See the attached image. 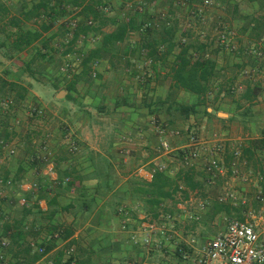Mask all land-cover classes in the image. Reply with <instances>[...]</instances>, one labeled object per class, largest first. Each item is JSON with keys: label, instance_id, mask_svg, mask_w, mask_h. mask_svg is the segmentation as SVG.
Returning <instances> with one entry per match:
<instances>
[{"label": "trees", "instance_id": "16d2710c", "mask_svg": "<svg viewBox=\"0 0 264 264\" xmlns=\"http://www.w3.org/2000/svg\"><path fill=\"white\" fill-rule=\"evenodd\" d=\"M108 1L110 0H0V51H4L1 56L7 61L21 62L23 66L21 70L31 73L32 63L44 59H48L50 63L54 53H57L59 56L56 66L58 78L52 87L59 89L58 84L60 83L63 85L62 89L67 92V96L60 101L70 100L69 93L77 94L76 84L80 78L86 74L89 75V71L102 61L106 60L111 68H115L119 63L128 69L132 60L141 61L140 58H142L147 63V70L142 68L143 71H140L139 75L133 68L130 72V75L138 78L139 84L146 88L147 84L158 78L169 77L171 80L163 99L152 101V99L145 98L141 101L148 108L153 106L149 113L153 115V120L155 119L154 126L161 130L162 128L168 130L165 122L171 124L176 119H196L195 108L204 104L206 97L224 74L220 73L210 56H204L206 52L210 55L209 46L211 47L215 40L213 34H207V42L196 37V43H192L187 36L188 31L179 32L174 15L175 11L182 6L181 1H183L187 9L186 18L190 21L195 19V22L200 24L196 6L200 5L202 0H159L160 3L157 5L159 8L150 7L149 9L146 6L147 3L141 1L137 3L134 14L131 12L127 18L122 19L117 18L115 14L109 16V10L104 11L109 5ZM248 1L257 2L259 7L264 9V0ZM215 2L222 9L220 3L217 0ZM111 13L113 14L112 11ZM229 14L232 17L236 16L237 9H233ZM240 17L248 20L243 27L244 30L247 29L248 55L253 60L264 59V55L256 57L250 51V43L255 44L262 38L264 16L259 19ZM31 21L35 27L25 28L27 22ZM132 33L138 36L136 43L128 40ZM60 40L61 45L58 42ZM50 42L54 45H49ZM22 55L27 57L26 60L22 59ZM148 74H150L149 77H147ZM228 76L233 78L230 73ZM94 77L98 79L100 75L93 72L92 78ZM223 85V89L221 87L220 90H223L226 96L234 91L232 84L224 83ZM257 91L256 87H247L239 93L240 98L250 102L257 95ZM180 92L193 95L196 102L187 104L178 101L177 97ZM27 95H29V84L1 77L0 116L3 115L5 119L12 117L16 105L23 102ZM4 100L10 103L3 105ZM77 102L80 103L76 99V105H78ZM122 103L129 105L127 99H123ZM99 110H102V107ZM42 111H44L42 108H33L30 115H41ZM160 113L165 114L164 123L158 118ZM7 120L2 122L4 128ZM187 129L196 128L188 125ZM8 133H5V138L10 136L11 132ZM44 137L41 138L43 144L46 141ZM74 144L76 148L79 146V143ZM74 144L68 146V151L72 153L70 156L53 154L48 158L49 151L44 148L45 146L42 147L45 151L43 157L36 150H29V152L26 150L27 155L33 159V163L38 160L44 166L52 161L55 163L53 169L57 173L55 184L57 194L47 199L45 193L51 184L44 177H40L29 192H23L25 202L21 206V217L19 220H13L11 224H4L1 228V233L5 235L2 239L5 238L9 242L5 248L0 250L3 256L9 257V263L35 264L46 255H48V261H44V264H96V261L97 264H139L142 262L179 264L183 262V254L184 252L189 253V249L182 243H174V248L171 250L169 246L173 245L174 238L168 236V232L165 235L155 234L157 242H152L149 247L142 243L140 234L137 235L136 242L131 240L130 234L139 231L142 222L156 220L160 213L170 214L175 218L174 225L179 224L181 216L173 208L178 202L186 200L190 193L202 187V182L200 183L195 178V166L199 161H194L191 166H185L183 159L186 149H176L166 155L170 156L171 161L156 164L151 168L150 181L133 176L125 182L126 189L122 192L121 189L113 190L114 182H111L109 177L110 163L99 155L97 158H102V164L96 163L91 155L85 153L82 156L90 158L95 163L90 167L92 168L91 175L95 176L94 179L97 181L96 193L100 197L103 191L105 194L111 193L104 207L107 206L112 211V216H117L119 219L117 220L120 221L119 229L123 227L122 232L125 235L118 241L115 240L116 233L103 231L100 226V216L96 215L91 221L96 227L84 230L87 236L75 237L73 235L77 227L83 226L88 218V204L84 202L79 204L78 214L74 215L75 217L80 215L81 220L78 219L71 226L61 227L51 223L60 213L59 211L68 212L73 207L71 205L61 207L57 199L63 198L65 192L82 178L75 173L72 166L69 168L60 165V162L73 160L74 150H77ZM262 145H264V139L251 140L249 145L243 148V155L255 161L254 152ZM160 165L164 166L162 170H159ZM37 167L40 168L41 165ZM201 169L208 179L210 174L206 173L203 168ZM3 180L0 181L1 185L9 186L12 191L19 192L18 182L13 178H3ZM126 196L132 201L128 203L129 205L121 203L127 199ZM42 199L48 202L45 211H42L38 205ZM165 202H171L173 206L168 208L164 205ZM29 215L39 216L43 223L47 221L45 228L32 222L29 226H25L26 229L21 228L23 218ZM140 215L144 218L139 219ZM43 230H45V235L40 241L38 240L39 242H28V238L36 240ZM61 242L64 244L59 246ZM39 249H42V252L39 253ZM3 252L6 254L4 255ZM158 254L160 257L167 256L168 258L166 260L157 259ZM186 264L193 263L188 260Z\"/></svg>", "mask_w": 264, "mask_h": 264}, {"label": "crops", "instance_id": "0c3cea01", "mask_svg": "<svg viewBox=\"0 0 264 264\" xmlns=\"http://www.w3.org/2000/svg\"><path fill=\"white\" fill-rule=\"evenodd\" d=\"M121 4L124 5V1L121 0ZM229 4L233 9H237V15L232 17L226 15L225 12L223 15L226 17L228 25L231 26L236 33V44L238 48L234 54H231L222 48H220V50L222 49V52H220L218 47H216L215 44H212L211 48H215L211 51L212 53L210 54V58L215 61L216 67L220 70V73H223L224 75L216 82L215 88L212 89L211 93L206 97L204 104L195 108L197 112V115L195 116L196 119H176L171 124H167L165 122V114H158L160 122H165V126H168L169 128L168 130L178 128L184 132L188 125H191L196 128L197 132L201 134V137L209 139L215 135L220 140H223L224 145L227 146L222 156L223 174L217 175L214 180H210V177L207 179V176L202 173V162L199 161L196 163L195 178L200 183L202 182V187L193 193H190L186 200L182 202L180 201V203L178 202L173 209L177 210L176 213L181 215L183 213H187L186 216H184V214L183 216L184 219H189L190 222L187 221L185 225L190 223L191 226L198 227L195 228L198 231L195 238L198 239H184L183 233L184 231H187L189 226L184 227L185 229L181 228L182 231L179 233L183 238L178 239L174 238L173 235H170L174 238L172 243L173 245L170 244L169 246L171 250L174 248V243L177 244V242L188 247L187 244L190 243L191 240H195V245H203L217 233L223 231L230 220L236 219L239 221L252 222L257 221L258 217L264 218V201L259 202L255 199L259 191L264 193V145L259 146V148L255 150V161H251L243 155V148L247 147L251 140L264 139V65L257 62L254 64L247 62L248 57L252 59V57L248 55L247 46L243 48L245 44L248 43L247 29H243L248 20L240 17L244 16L246 18L249 17L248 19H259L264 16V9L260 8L257 2H249L248 0H229ZM125 5L127 8L130 3L126 2ZM126 8L124 11H126ZM130 13L131 12H124L122 15L127 18ZM123 17L117 16L119 19H122ZM133 34L135 33H132L130 38H132ZM250 45L251 47L253 45L260 49L264 55V32L259 42H256L255 44L250 43ZM243 55L247 58L243 57ZM22 59H24L23 56ZM140 59L141 61L132 60L130 65V68H135L134 70L137 72V75H139L138 73H141V70L139 71V67H143V69L145 68L144 70H147V63L144 62L142 58ZM262 60L264 59L259 61ZM7 65L11 66L12 61H8ZM99 68L97 71H99L101 75V69L104 67L100 66ZM105 68L108 69L110 67L106 66ZM231 70H233V78H229L228 76ZM149 76L150 74L147 75V77ZM1 77L2 76L0 75V78ZM134 79L135 78H131V80ZM170 83V78L164 77V79L158 78L157 80L150 82L143 90H141L138 86V89L133 90V96L131 95V97H135V101L132 106L130 104L127 105L122 103L123 99H127L125 93L124 95H121V93L119 94L121 98H116V96L108 97V95H106L105 102L107 99H112V102L114 103V112L111 109L109 110L106 103H104L105 106H102V110H98L99 114L106 113L107 115H112L120 113V117L126 119V121H123V123H125L121 126L120 130L116 131V138L108 143L104 141V143L101 142L99 146L94 147L90 142H86V136L84 138V135L87 134L86 127L85 129L81 126L74 127V132L76 133V137L79 142V146H77L76 151L80 150L79 152H81V154L73 155L74 157L72 161H63L60 162V165L61 167L68 166L69 168L72 166V168L76 171L75 173L82 176V178L67 192H65V196L63 198L57 199L58 202H60L59 206L65 207L66 205H71L73 207L70 208L68 212L59 211L60 213L54 217L51 223L56 226L64 227L71 226L78 219L81 220L80 215H76L75 217L74 214L79 211V204L84 202L89 206V214H87L88 218L83 226L77 227L73 236H85L86 234L84 230L89 227H96L91 221L96 215H98L100 216V226L103 231L116 233L115 240L117 241L120 237H124L123 235L125 234L122 232V228L120 227L119 229V219L117 216H112V211H110L107 206L104 207L105 203L107 204L111 193L105 194V191H103L102 196H98L96 193L97 181L94 179L95 176L92 177L91 175L92 168L90 166L95 164L94 162L102 164V158H105L111 165L109 177L110 181L114 182L113 190L121 189L123 192V190L126 189L125 182L129 178L135 176L143 178L146 181H150V171L154 165L171 161L170 156L158 154L159 152L156 150V145L158 144L159 139L160 141L163 139L166 141L167 137L162 136L157 130L159 128L157 126L155 127L153 124L155 119L153 120V115L149 113V111L153 109V106L148 108L141 103V101L145 98L152 99V101L159 98L163 99L168 91ZM224 83L232 84V88L235 92H231V94L226 96L224 91L220 90L221 87L223 89ZM78 85L79 83L76 84V86ZM137 85L140 84L138 83ZM247 87L258 88L256 93L257 95L250 102L241 99L239 94ZM141 88H144V86H141ZM121 90L123 89L121 88ZM69 94L68 95L71 97L70 100L58 102L60 107H66L71 103L77 106L75 103L76 99L77 101H83L85 103L87 101L89 102V97H87L86 94ZM56 95L57 94H55V98ZM28 96L30 95H27V97ZM119 99H121V102H119ZM177 100L187 104H193L196 102V98L193 95L184 92L179 93ZM91 104L94 105L93 102ZM67 112L68 111H65V113ZM78 112H81V109L78 108ZM78 112H76V114H79ZM76 114H73V116ZM11 124L13 123L11 122ZM159 126L162 127V125ZM0 129H2L1 126ZM163 130L165 131V134L168 133L166 128ZM186 141V134L182 133L180 136H174L170 140V144H168L174 151L182 148L186 144ZM7 142H9V144L13 143L9 139ZM236 142L241 144V158L245 163V165L240 166L239 177H233L231 170L228 167L231 155L230 145L232 146ZM82 153L91 155L94 162L90 158L82 156ZM98 155L102 158H97ZM6 157L8 156L0 152V181L3 180V178H13L16 182H18L19 192L12 191L9 186L1 185L0 183V239L5 236L1 233L2 226L4 224H11L13 220H19L21 217V206H23L25 202L23 199V192H29L33 189V186L40 177H44L49 184H51V186H49V190L45 193L47 195V199H50L52 196L57 194V188L55 185L57 173L53 169L55 165L53 161L52 163L49 162L46 166H44L39 160L33 163V159L28 155L21 156L16 158L17 160L9 162L5 161ZM38 165H41V167L38 168ZM243 177H247L249 182L243 183L241 181ZM206 186L214 189L211 196L210 194H206L205 189L203 190ZM225 191L234 192L235 201L230 199L222 200ZM191 197L193 198L190 200ZM128 199L129 198L123 200L121 203L129 205L128 203H131L132 201ZM198 202H205L208 205L204 210H199ZM47 204V200L44 199L38 202L42 211L47 209ZM180 204H182L181 209H177ZM27 206L29 207L30 204L28 203ZM100 211H102V213L99 214ZM141 217L144 216L140 215L139 219ZM191 219H195L196 221H192ZM31 222L36 225L39 224L41 228H45L47 223V221H44L43 223V220L39 216L29 215L23 218L21 228L29 226ZM258 223L262 224V222ZM206 229H211L213 232L205 238ZM173 233H175V231ZM7 235H9V233ZM44 235L45 230L39 234L36 240H33L32 238H28L27 240L29 243L35 241L39 242ZM6 241L7 243L9 242L8 240ZM63 244L64 243L61 242L59 243V246ZM5 254L6 253H4V255ZM47 256L48 255L44 256L35 264H44V261H48ZM5 258L6 261L9 262V257L5 255ZM97 263L98 262L96 261V264Z\"/></svg>", "mask_w": 264, "mask_h": 264}, {"label": "rangeland", "instance_id": "374dc122", "mask_svg": "<svg viewBox=\"0 0 264 264\" xmlns=\"http://www.w3.org/2000/svg\"><path fill=\"white\" fill-rule=\"evenodd\" d=\"M122 1L130 3V5L127 6L126 8L125 3L124 5L121 4V0H110L108 1L109 6L107 5L106 10L104 9V11L107 12L109 10L110 11L109 16H113L115 14L119 17H123L122 14L124 12H127V10H130V12H133L134 14L136 10V6H138L137 3H140L141 1L147 3L146 6L148 9L150 7L159 8V6L157 5H159L160 3L159 0H156V2L155 0H122ZM217 1L222 6V12L220 11L221 15H218V13H214L215 11L208 12L205 26H201L200 24H197V22H195V19L194 21L193 20L190 21L188 18H186V13H187L186 4L183 1H181L182 6L180 7V9L175 11V15H174V17L177 20L176 23H178L177 28L180 30L179 32L188 31L187 33L188 38L190 39V41H192V43H196L195 39L196 37H198L199 31L203 30L205 34H209L214 28L218 26L219 22L228 25L226 17L223 14L225 12L226 15L230 16L229 13L232 12L233 8L229 4V0H217ZM125 8L126 11H124ZM111 11L113 12V14L111 13ZM161 14H163V12H161ZM30 27H35L32 21L27 22V24L25 25V28H30ZM58 38L61 39L59 36ZM61 40L58 41L59 45L62 44ZM128 40L130 42L136 43L138 40L137 34H133L132 38ZM49 45H54V44L50 42ZM246 46L247 43L243 48H245ZM209 48L211 54L212 53L211 51L215 47L211 48L209 46ZM218 49L220 52H222V49L220 50V47H218ZM1 51H0V75L8 80H15L20 83L23 82L24 84H29V95H30L23 102H20L18 105H16L11 118L8 117L7 120L3 115L0 116V126L2 127V129H0V139L4 141H7L8 139L11 140L13 142L12 145L15 148V153L12 155L13 157L8 156L5 158V161L7 162L12 160H17L16 158H19L21 156H26L28 154L26 153V150H28V152L29 150L30 151L36 150L38 154L41 157H43L45 156L44 153L45 151L42 149V147L44 146H45L44 148H47L49 151L47 156L48 158L53 154L55 155L64 154L70 156V154L72 153L68 151V146H71L74 143H79L77 142L78 139L76 137V133L74 132V127L77 126H81L84 129L86 127L87 134L84 135V138L86 136L87 137L86 142H90L91 145H93L94 147L99 146L101 142L104 143L105 141L108 143L112 141L113 139L116 138V134H117L116 131L120 130L121 126H123L125 123V122L123 123V121H126V119L120 117V113L112 114V115L111 114L107 115L106 113L99 114L98 110L102 106L103 107L105 106L104 103H106V106L107 108H109V110L111 109L114 112V105H113L114 103L112 102V99H107V101L105 102L106 95H108V97L116 96V98H118L120 97L119 95L120 93L121 95H124L125 93L128 103L131 105L134 104L135 101V97L134 98L131 97L133 90L138 89V86L140 87L141 90L145 89V87L141 88L142 86L141 84L137 85L138 78L130 75V72L132 70L131 68L128 69L124 68L122 64L118 63L115 66V68L110 67L107 69L105 67L109 66V64L105 60L99 64L100 66L104 67L101 69V75L99 71H97L100 66L99 65L95 66L93 67L94 68L93 70L91 69L89 71V75L86 74V76H82L80 78V81H78L79 85L76 86L77 94L79 95L86 94L87 97H89V102L87 101L85 103L83 101H80V103L77 102L78 103L77 106L71 103L66 107H60L58 104L60 100L55 98V94H57L59 91H65V90L62 89L63 85L60 83L58 84L59 89H54L52 87L53 84L56 83L58 78L56 66L58 63L57 57L59 56L57 53H54L53 60L50 63L48 62V59L36 60V62L32 63L30 66L31 73H27L21 70L23 66H21V62L19 61L18 62L12 61L11 66L7 65L8 61L1 56V53L4 54V51L3 50ZM22 56L26 60L27 57H25L24 55ZM243 57L247 58L244 55ZM247 62L250 64H254V62H257V63H262L264 65V60L259 61L257 59L256 61L250 59L249 57L247 58ZM142 68L143 67L141 68L139 67V71L140 70L143 71ZM93 72L98 73L101 76V78L98 79L96 77L92 78ZM229 73L232 74V72ZM131 78H135V79L131 80ZM121 88L123 90H121ZM65 93L67 94L66 91ZM66 94L65 97L67 96ZM91 101L94 103V105L91 104L92 103ZM119 102H121V99H119ZM33 108H40V109L42 108V110L44 111H42L41 115H30V111ZM78 108L81 109V112H78ZM65 111L68 112L65 113ZM76 112H78L79 114H76ZM73 114L76 115L73 116ZM5 120H7L5 124L6 128H4L3 126L4 123H2ZM11 122L13 124H11ZM171 131L172 130H168V133L165 134L164 132L161 134L162 136L167 137L166 142L169 144H170V140L174 137ZM6 132L7 134H9L8 132H11L10 136H8L9 138L8 137L5 138L4 136ZM197 135L201 137V134L199 132H197ZM42 136H45L44 138L46 139L44 144L43 142L41 143ZM159 142L160 139L158 141V144ZM158 144L156 145V150L159 151L158 154H164L159 149L160 144L159 146ZM74 147L76 148L75 144ZM79 151L76 152L74 150V155L81 154V152ZM84 154L85 153H82V155ZM204 189L206 191V194H210V196L211 193L214 192V189H212L209 186H206L205 188H203V190ZM164 205L165 206L168 205V208L173 206L171 202L170 203L165 202ZM183 214L184 216H186L187 213L186 214L183 213ZM183 214L182 215L178 214L179 216H181V220L178 221L179 222L178 225H176L175 223L172 229V231L173 232L175 231V233H172L171 231L168 234L169 235L171 234L174 236V238H178V239L184 237V239L187 240L189 239L197 240L198 238H195V236H197L198 231L195 228L198 227L195 226L193 227L191 226L190 223L185 225L186 222L189 221V219H184ZM187 226L189 227L187 228V231H184L183 233L184 236L182 237L179 232L182 231L181 228ZM212 232L213 231L211 229L208 230L206 229L205 238L208 237V235ZM154 239L156 240L157 237H154ZM167 258H168L167 256L160 257V254H158L157 259L166 260Z\"/></svg>", "mask_w": 264, "mask_h": 264}, {"label": "built area", "instance_id": "2783aa9c", "mask_svg": "<svg viewBox=\"0 0 264 264\" xmlns=\"http://www.w3.org/2000/svg\"><path fill=\"white\" fill-rule=\"evenodd\" d=\"M196 8L198 14L197 17L199 18L201 26H205L208 12L215 11L214 13H218V15H221L222 12L219 4L214 0H202V3L196 6ZM211 34L215 37L213 42L217 47H221L230 53L237 51L236 33L229 25L219 22L218 26L211 31ZM206 36L207 34H205L203 30L199 31V40L207 42ZM250 51L251 54L256 57L263 56V52L253 46ZM204 56L209 57L210 55L206 52ZM8 103L10 102L7 100L3 101V105H8ZM157 130L160 134L164 133L163 129ZM171 133L174 136H180L182 133H186V144L180 148L186 149L183 159L185 166H191L194 161L202 162V168L206 173L210 174V180H214L217 175L223 174L222 156L227 148V146L224 145L223 140H220L215 135L209 139L202 138L197 135L196 129H185L183 132L181 129L177 128L173 129ZM159 149L167 155L173 151L165 140L160 141ZM0 152L4 153L6 156H12L15 153V148L12 144H9V142L0 139ZM230 154L228 167L231 170L233 177H239L240 166L245 165L241 158V144L239 142H236L232 146L230 145ZM163 168V165L159 166V170H162ZM247 179V177H243L241 181L247 183L249 182ZM192 198L193 197H191L190 200ZM225 199L235 201V193L225 191L222 200ZM255 199L259 202H263L264 193L259 191ZM181 205L182 204L178 205L177 209H181ZM207 205L208 204L205 202H198V209L204 210ZM143 218L144 217H141L140 219ZM174 220L175 218L170 214L160 213L156 220H153L152 222H142L139 231L130 234L131 240L136 242L137 235L140 234L142 243L146 247H149L152 242H157L154 239L155 234L159 233L165 235L167 232L169 233L172 231ZM258 222H262V224H259ZM121 228L122 230L124 229L123 227ZM7 245L8 243L5 239H0V249L5 248ZM187 245L189 253L184 252V260L179 264H186L188 260L193 264H264V218L258 217L257 221L252 222L239 221L236 219L230 220L223 231L217 233L203 245H195V240H191ZM1 251L2 250H0V264H10L6 261V258ZM40 252H42V249H39V253ZM139 264L153 263L142 262Z\"/></svg>", "mask_w": 264, "mask_h": 264}, {"label": "water", "instance_id": "95a60500", "mask_svg": "<svg viewBox=\"0 0 264 264\" xmlns=\"http://www.w3.org/2000/svg\"><path fill=\"white\" fill-rule=\"evenodd\" d=\"M65 94H66L65 91H59L56 95V98L59 100H62V99H64Z\"/></svg>", "mask_w": 264, "mask_h": 264}]
</instances>
